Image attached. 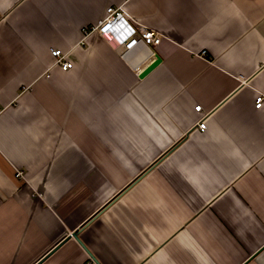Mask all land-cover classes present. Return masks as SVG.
<instances>
[{
	"label": "crops",
	"instance_id": "0c3cea01",
	"mask_svg": "<svg viewBox=\"0 0 264 264\" xmlns=\"http://www.w3.org/2000/svg\"><path fill=\"white\" fill-rule=\"evenodd\" d=\"M263 64L264 0H0V264H264Z\"/></svg>",
	"mask_w": 264,
	"mask_h": 264
},
{
	"label": "built area",
	"instance_id": "2783aa9c",
	"mask_svg": "<svg viewBox=\"0 0 264 264\" xmlns=\"http://www.w3.org/2000/svg\"><path fill=\"white\" fill-rule=\"evenodd\" d=\"M92 31L97 32L105 38L108 36L107 39L110 41H112L111 35L116 36L127 31L128 35H126L119 43V46L123 45L129 51L142 46L153 48L154 46H158L163 40V35L161 33L133 18H130L129 14L124 11L122 6H108L106 9V15L102 20L84 28V33L86 35ZM51 53L55 58V64L59 65L64 70L72 68L73 62L64 51L54 48L51 50ZM262 68L264 69V64L262 65ZM263 100L264 96L259 95L256 98V107H260ZM195 109L200 111L201 106L198 105ZM198 123L201 130L206 129L207 125L204 121V117H202ZM16 175L24 177L22 170H17Z\"/></svg>",
	"mask_w": 264,
	"mask_h": 264
},
{
	"label": "water",
	"instance_id": "95a60500",
	"mask_svg": "<svg viewBox=\"0 0 264 264\" xmlns=\"http://www.w3.org/2000/svg\"><path fill=\"white\" fill-rule=\"evenodd\" d=\"M161 61L160 57H156V59L150 63L140 74L141 77L146 75L151 69H153L159 62Z\"/></svg>",
	"mask_w": 264,
	"mask_h": 264
},
{
	"label": "bare ground",
	"instance_id": "6f19581e",
	"mask_svg": "<svg viewBox=\"0 0 264 264\" xmlns=\"http://www.w3.org/2000/svg\"><path fill=\"white\" fill-rule=\"evenodd\" d=\"M111 42L114 44V45H119V40L115 37V36H113V35H111ZM107 38H108V36H107Z\"/></svg>",
	"mask_w": 264,
	"mask_h": 264
}]
</instances>
